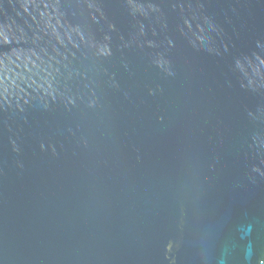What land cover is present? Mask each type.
<instances>
[{
    "label": "water",
    "instance_id": "1",
    "mask_svg": "<svg viewBox=\"0 0 264 264\" xmlns=\"http://www.w3.org/2000/svg\"><path fill=\"white\" fill-rule=\"evenodd\" d=\"M0 264H264V0H0Z\"/></svg>",
    "mask_w": 264,
    "mask_h": 264
}]
</instances>
